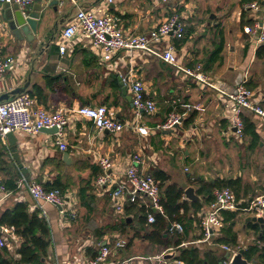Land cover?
I'll use <instances>...</instances> for the list:
<instances>
[{"label":"crops","instance_id":"obj_1","mask_svg":"<svg viewBox=\"0 0 264 264\" xmlns=\"http://www.w3.org/2000/svg\"><path fill=\"white\" fill-rule=\"evenodd\" d=\"M48 1L44 0L45 3ZM249 1L252 0H234L211 12L207 0H184L179 6L163 0H60L57 9H47V20L33 40L26 37L21 40L14 34L8 19L14 10L0 4V16L5 23L2 56L16 58L14 67L3 74L4 91L1 95L25 88L24 92L31 94L38 105L50 111L64 109L70 112L68 126L62 136L68 145L66 150L56 143L55 133L44 130L38 133L13 132L16 150L23 167L28 169L27 174L23 173L13 156L9 137L0 136V179L6 187L5 191L0 189V213L17 202H27L30 212L38 209L43 215L26 182L18 185L23 177L42 183L60 182L70 193L71 208L77 211V218L71 220L62 215L57 206L45 204L52 243L43 264H56L57 259L65 263L84 264L99 254L100 242L108 243L112 248L102 264H117L126 259H133L135 264H184L173 258L177 249L139 237L127 244L126 235L118 228L128 216L133 218L134 227L139 228L138 209L130 213L125 209L120 212L116 210L112 197L113 190L126 180L127 168L135 154L144 159L139 168L145 173L154 176L155 171L162 170L170 176L168 182L178 183L184 190L193 186L197 195L202 178L210 180L218 177L241 180L238 189L240 197L237 190L229 188L244 200L243 203L247 202L246 198L249 202V198L264 193L263 189L262 193L249 197L252 196L249 192L253 193L252 185L256 184V181L250 183L244 177L250 160L242 158L240 162L239 158V166L246 172L234 174L232 170H238L239 166L235 167L229 157L230 153L242 155L240 151L245 146L244 139L249 140L244 152L247 155L259 145L264 147V119L250 110L244 114V117L249 116L255 121L260 135L259 144L252 147L251 136H238L230 127L224 108L225 93L245 76L253 89L254 101L264 107V57L256 56L260 44L243 29L252 25L256 18L264 16V1L259 0L262 4L260 11L244 10L243 4ZM81 7L114 13L126 31L135 33L146 32L171 15L178 14L185 23L186 31L181 39L166 37L150 53L122 50L112 59L104 60L101 52L94 49L88 40L77 38L68 41L67 50L62 53L59 49L62 30ZM57 21L58 31L46 38ZM222 35V61L209 62L212 52L222 42ZM168 44L175 45L177 65L165 62L160 56ZM197 63L203 64L208 83L196 81L186 74L184 69H193ZM123 76L130 81L140 79L143 82L146 96L156 101L157 110L154 113H137L130 85L124 84ZM84 104L105 105L116 117L129 124L120 132L99 131L91 120L71 112ZM176 109L181 114L177 129H161L142 135L133 126L135 123L154 127ZM191 114H194V119L186 124L184 121ZM243 136L244 139L241 138ZM100 157H109L112 161L108 172L110 181L103 185L97 184L103 172ZM181 161L186 164H181ZM14 181L18 185L16 189L10 188ZM257 191L259 186L254 192ZM199 197V202L203 203L204 198L202 195ZM185 199H188L186 195ZM147 201L141 199L138 202L147 205ZM209 203H204L196 213L197 218L182 245L195 244L203 251L210 248L225 258L228 256V250L223 247L226 243L214 242L221 235V230L209 239L205 235L200 237L203 233L201 218ZM127 204L124 203L125 208ZM190 212L193 213L194 209ZM243 227L246 234L254 232L246 225ZM1 234L8 237L10 246L0 248L7 247L14 258H19L17 250L21 237L6 226H0ZM120 240L126 241L124 247L115 246ZM257 241L256 238L254 242ZM241 242L242 235L238 232V244L229 246L245 248L247 245H241ZM167 249H173L170 259L165 258Z\"/></svg>","mask_w":264,"mask_h":264},{"label":"built area","instance_id":"obj_2","mask_svg":"<svg viewBox=\"0 0 264 264\" xmlns=\"http://www.w3.org/2000/svg\"><path fill=\"white\" fill-rule=\"evenodd\" d=\"M36 0H0V4L10 3L18 4L24 10L30 8ZM113 1V0H109ZM167 1V0H163ZM244 10L260 11L262 4L259 0H252L243 4ZM3 27L4 22L0 16V96L4 91L3 74L7 69L14 67L16 58L14 56H2L3 50ZM244 32L251 34L258 44L264 43V16L256 18L252 25L244 26ZM185 23L178 14H173L166 20H163L155 27L146 32L135 33L126 31L120 22V18L109 11L100 9L93 10L85 7L78 9L74 18L68 22L62 30V42L60 51L65 53L68 41L77 38L88 40L94 49L101 52L104 60H110L115 54L122 50L139 51L150 53L154 46L163 41L168 36H174L181 39L185 35ZM161 58L172 65L178 64V56L174 44H168L164 47ZM202 63H197L193 69H184L186 74L193 77L196 81L208 83V79L203 71ZM124 84L130 85L133 104L140 114L142 111L154 113L157 110L156 101L146 96L143 82L140 79L130 81L128 77H122ZM224 108L231 128H236L234 132L238 136L244 134V114L250 110L264 119V107L254 101L253 89L248 85V77L245 76L238 82L234 88L226 92ZM72 113L78 114L92 121L93 125L99 130H109L110 132H120L128 126V122L116 117L115 113L105 105L91 106L80 105L71 110ZM70 112L64 109L50 111L45 107L38 105L35 98L26 92L17 94L7 100L0 101V136L5 137L10 132L27 131L38 133L43 128L56 127L58 131L56 143L62 150L68 148L67 143L62 139L63 131L68 124ZM181 120V114L176 110L171 111L164 121L156 124L154 127L135 124L134 127L142 135L175 127L176 123ZM133 162L127 168L126 180L118 185L112 192L115 200L116 210L123 212L125 202H138L141 199H148L146 203L151 204L157 210L162 211L160 204L161 187L160 180L155 176L145 173L139 168L144 163L141 155L135 154L132 157ZM99 164L102 167V174L97 180V184H106L110 181L109 170L112 168V161L109 157H100ZM27 184L29 193L37 202V208L47 218L45 204H52L59 208V211L65 217L75 220L78 216L77 211L71 208L73 204L70 200V193L64 192L60 188L48 189L42 182L35 179L27 180L23 177L18 185ZM0 189L5 191L6 187L0 179ZM213 199L209 203L207 210L201 218V229L206 239H209L220 231L224 225L222 212L224 210L247 211L250 216H264V193L251 199L247 206L239 199L236 193L229 187L216 188L213 191ZM150 222L155 221V216L149 213ZM171 233H183L185 226L181 222H173L169 227ZM126 241H117L116 247H124ZM260 246L264 243L257 241ZM0 246H10L8 237L0 235ZM223 247L228 250V256L224 258L222 264H236L234 257L239 249L231 248L224 244ZM111 246L108 243L100 242L99 254L87 260L84 264H102L106 261L111 253ZM34 264V263H26ZM56 264H71L64 261L56 260ZM117 264H135L133 259L122 260Z\"/></svg>","mask_w":264,"mask_h":264},{"label":"trees","instance_id":"obj_3","mask_svg":"<svg viewBox=\"0 0 264 264\" xmlns=\"http://www.w3.org/2000/svg\"><path fill=\"white\" fill-rule=\"evenodd\" d=\"M224 47V37L222 42L212 52L209 62L217 60L222 61L221 52ZM256 56L264 57V43L260 44L256 51ZM194 119V114L185 119V123L189 124ZM244 135H249L252 138V147H255L260 142V135L257 131V125L249 116L244 117ZM154 176L160 180L161 210H155L151 204L140 205L139 202H128L126 212L130 213L134 209H138L139 228H135L133 218L126 217L122 220L119 229L126 235L127 244L133 242L137 237L149 240L152 243L165 246L167 248H175L176 254L174 259L184 262V264H221L224 257L216 250L207 249L203 251L195 244L184 246L182 245L189 233L196 213L200 211L204 203L212 201L213 191L215 188L232 187L237 190V195L240 197L239 187L241 180L238 178H214L210 180L201 179L197 193L202 195L204 202L191 201L185 199L184 187L178 183H170V176L164 171H155ZM42 182V181H41ZM48 189L60 188L67 192V188L60 182L43 183ZM9 187V186H8ZM18 187L16 181L10 186L12 189ZM249 203L244 202L247 206ZM191 209L194 212L191 213ZM149 213L155 216V221L150 222L148 219ZM240 211L224 210L222 212L224 225L221 228V235L216 237L214 242L226 243L231 246L238 244V231L236 229L237 217ZM191 214H194L193 216ZM181 222L185 226L183 233H171L169 227L173 222ZM248 229L254 230L257 235V240L264 243V226L257 221L246 222ZM0 226H6L21 237L22 241L17 250L19 258H14L7 247L0 248V264H43L45 262L49 247L52 243V231L48 219L39 214L38 209L34 212L29 211L27 202H17L13 207L7 208L0 213ZM133 232V233H131ZM204 236L201 233L200 237ZM244 257L255 264H264V245L260 246L257 242L251 243L245 247Z\"/></svg>","mask_w":264,"mask_h":264},{"label":"water","instance_id":"obj_4","mask_svg":"<svg viewBox=\"0 0 264 264\" xmlns=\"http://www.w3.org/2000/svg\"><path fill=\"white\" fill-rule=\"evenodd\" d=\"M60 0H49L47 3L44 2V0H36L32 8H27L22 10L18 4H10L5 3L6 7H9L10 9H13L11 14L8 15L10 28L13 30L14 34H16L21 40H23L25 37L28 40H33L35 36H37L40 33L42 24L44 21L47 20V9L49 7H53L54 9L58 8ZM59 22H55L52 29L49 30V32L46 34V38H50L54 36L55 32L58 31ZM25 91V88L21 89H15L11 93H6L4 95L0 96V101H3L5 99H9L11 95L15 96L17 94L23 93ZM179 123L175 124V127L178 126ZM42 130L54 134L58 131L56 127L52 128H43ZM233 130H236V128H233ZM109 131V130H107ZM7 137L10 139L11 143V150L13 152V156L18 163V165L21 167L23 173H28V169L23 167L19 153L16 150V139L14 137V133L10 132L7 134ZM67 154V153H66ZM185 195L186 198L190 200H198L200 201L201 198L199 195L196 194L195 188L193 186H190L185 189ZM157 210L156 208H154ZM246 221H257L262 224V227L264 226V216H248ZM245 248L239 249L238 253L234 257V262L236 264H255V262L248 261L244 257ZM173 257L172 253H168L165 255V258L170 259Z\"/></svg>","mask_w":264,"mask_h":264},{"label":"rangeland","instance_id":"obj_5","mask_svg":"<svg viewBox=\"0 0 264 264\" xmlns=\"http://www.w3.org/2000/svg\"><path fill=\"white\" fill-rule=\"evenodd\" d=\"M231 1L233 2L234 0H207V5L211 8V12H216L218 10L219 6L226 5L227 3H230ZM260 1L262 2L264 0H260ZM183 2H184V0H167L165 3L179 6V5H183L182 4ZM4 26H5V23H4ZM67 126H68V124L66 125V127ZM66 127L64 129L65 131H66ZM173 128L177 129L178 127H173ZM244 137L245 136H243L241 138L244 139ZM241 138L239 137L238 139H241ZM248 142H249V140L247 141V139L246 140L244 139L245 146L244 147L242 146V148H241L242 150L240 149L241 150L240 153H242V155L230 153L229 157L232 159L235 167L239 166V158H240V162H241L242 158L246 159L247 161L250 160V167L246 168L247 175H244V177L248 181H250V183H253L254 181H256V184L252 185L253 193L249 192V194L252 195L249 197H254V196H256L255 194H259V193L264 192V191H262L264 189V158H263L264 155H263V153H261L263 150L262 148H264V147L261 148L259 145L255 148V150H253L252 154L247 155L248 153H244V152L247 151V143ZM252 162H253V164H252ZM181 164L184 165L186 163H185V161H181ZM241 168L242 167L240 165L239 169L238 170H232V173H234V174L238 173V172L245 173L246 171L242 170ZM258 186H259V191L254 192L255 189L258 188ZM249 199H252V198H249ZM246 201L248 202V198H246ZM248 216H250L249 212L240 211L238 219H237L236 228H237V231L242 235V242L240 243L241 245H249V244L253 243L257 238V235L253 231L251 232V234L245 233V229L243 226L246 224V218ZM166 251H167V253H173V249H167Z\"/></svg>","mask_w":264,"mask_h":264}]
</instances>
